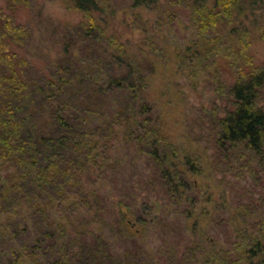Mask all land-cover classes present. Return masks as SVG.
Returning a JSON list of instances; mask_svg holds the SVG:
<instances>
[{"label": "trees", "instance_id": "obj_1", "mask_svg": "<svg viewBox=\"0 0 264 264\" xmlns=\"http://www.w3.org/2000/svg\"><path fill=\"white\" fill-rule=\"evenodd\" d=\"M2 1L0 262L10 256L7 253L12 248L16 261L27 264L26 260L47 238L76 239L67 232V224L78 223L74 210L87 207L88 216L82 218L86 223L102 219L94 217L102 210L97 194L106 180L119 176L118 166L129 162L133 167L132 162L145 159L154 165L144 176L155 180L153 183L158 181L172 204L189 203L190 208L184 210L185 225L188 232H198L196 202L200 195L193 179L203 171L204 151L198 148L187 153L191 146L180 155L175 141L164 135L156 120L149 118L151 108L143 93L150 84L139 63L150 67V54L138 43L135 49L130 38L122 42V34L110 30L114 26L103 16L109 9L107 0H67L84 19L77 26L69 25L75 36L64 38L62 55L56 61L50 59L49 69H43L44 74L36 79L24 78V61L20 59L30 34L25 25L17 22V12L28 8L29 0ZM162 1L130 0V10L135 15L144 11L176 21L177 6L160 12ZM187 5V10L186 5L182 10L194 31L192 36L178 38L171 46L169 56L176 64L174 70L183 69L189 75L194 84L190 89L208 77L210 71L226 75L222 95L229 97L230 106L211 111L214 118L210 142L225 156L242 144L261 161L264 65L251 54L249 36L257 28V14L264 9V0H189ZM110 13L116 16L118 12L112 9ZM77 45L84 46L82 51L76 50ZM159 48L163 51L162 46ZM234 68H245L247 73L244 77H230ZM113 142L119 145L114 150ZM87 176L91 181L88 186ZM188 189L197 191L196 195L189 194ZM151 199L149 202L155 203ZM249 209L247 206L238 214L242 215L239 220L229 217L231 234L222 242L204 235L191 236L174 249L172 262L166 261L161 252L149 253L146 258L153 261L151 264H264L263 221L260 219L253 226L251 221L256 217H251ZM191 218L195 219L193 223ZM33 222L36 231L42 229L40 234H32V245H18L19 237L29 234ZM106 248L105 243L92 254V264H109ZM98 255L104 258L98 260ZM116 258L117 264H143L138 263V258Z\"/></svg>", "mask_w": 264, "mask_h": 264}, {"label": "rangeland", "instance_id": "obj_2", "mask_svg": "<svg viewBox=\"0 0 264 264\" xmlns=\"http://www.w3.org/2000/svg\"><path fill=\"white\" fill-rule=\"evenodd\" d=\"M188 1H162L163 9L158 8L160 12H166L167 8L172 10L177 6L178 13L174 22L155 14H146L144 11L135 15L130 10V0H107L109 9L103 16L114 26L110 30L114 29L122 34V42L126 43L125 40L130 38L135 49L136 43L140 44L144 51L148 49L150 67L142 62L139 67L150 84L143 93L151 108L149 118L156 120L164 135L175 141L180 155L191 146L192 149L187 153L198 148L204 151L206 158L204 157L203 171L201 170V176H195L193 179L199 186L200 198L196 202L197 220L200 218L199 231H194L193 234L186 228L184 210L190 208L189 203L172 204L158 181L153 183L155 180L150 181L149 177L144 176L148 168H153L154 163L146 159L140 163L131 161L133 167L129 166V162L118 166L116 172L119 176H110L104 188L98 192L102 210L94 218L102 219L95 220L93 224L83 222L82 218L88 216L85 211L87 207H79L74 210L78 223L75 221L71 226L67 224V232L70 237L76 239L47 238L26 260L27 264H57L60 260L61 264H92V254H96L99 248L102 249L105 243L109 252V264H117L116 257H121L120 261L122 258H138V263L151 264L153 261L147 259V255H159L160 252L165 255L163 258L166 261L172 262L174 249H179L185 238L190 240L192 237L199 238L204 235L224 241L231 234L229 217L234 216L239 220L242 215L238 214L243 213L247 206L250 207L251 217H256L251 224L257 226L261 219L264 226V159L260 161L259 157L249 153L242 144L237 145L236 149H232L225 156L224 153H218V149L210 142L213 135L211 121L214 118L211 111L216 109L219 112L230 106L229 97L222 95L225 92L226 75L210 71L208 77L202 78L199 84L190 89L194 86L192 79L183 69L174 70L176 64L169 56L171 46L178 38L184 39L186 35H193L190 18H186L182 10L184 5L187 10ZM67 2L29 0L28 8L23 7L17 12V22L25 25L30 34L22 51L23 58L20 57L24 61L21 68L24 78L41 77L40 75L44 74L43 69L47 70L51 66L47 65L50 59L56 61L62 55L64 38L75 36L74 29L71 27L70 30L69 25L77 26L84 16L73 10ZM0 5H4L2 0ZM112 9L118 12L116 16L110 13ZM257 15H260L256 23L257 28L254 35L249 36L252 41L250 52L259 64L264 65V35H261L264 34V9ZM124 19L125 23L122 22ZM80 32L82 31L79 30L78 33ZM161 46L163 51L159 48ZM76 47L79 51L84 48L80 45ZM246 73L245 68H234L228 75L244 77ZM261 102L264 104V85L261 89ZM113 145V150L119 146L114 142ZM85 183L86 186L91 183L88 176L85 177ZM188 191L192 196L197 192L194 189ZM149 199L155 200V203L152 204ZM141 203L145 204V207L141 206ZM193 219L191 218L190 223L194 222ZM34 225L33 222L29 234L19 237L21 240L18 245L26 247V244L34 243L32 234L36 233L38 237L42 230L38 228L36 231ZM56 241L61 243L58 245ZM98 252L102 253V250ZM74 253L75 255H72ZM7 255L10 256L0 264H10L9 261L17 260L13 248ZM98 258L101 260L104 257L98 255Z\"/></svg>", "mask_w": 264, "mask_h": 264}]
</instances>
